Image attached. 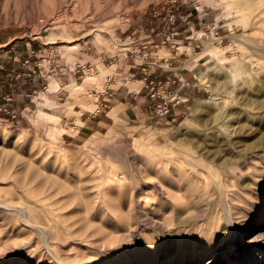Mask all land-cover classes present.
<instances>
[{"label":"rangeland","instance_id":"374dc122","mask_svg":"<svg viewBox=\"0 0 264 264\" xmlns=\"http://www.w3.org/2000/svg\"><path fill=\"white\" fill-rule=\"evenodd\" d=\"M0 264H264V0H0Z\"/></svg>","mask_w":264,"mask_h":264},{"label":"bare ground","instance_id":"6f19581e","mask_svg":"<svg viewBox=\"0 0 264 264\" xmlns=\"http://www.w3.org/2000/svg\"><path fill=\"white\" fill-rule=\"evenodd\" d=\"M231 131H232V130H231ZM233 132H234V131H233ZM231 133H232V132H231ZM18 203H19V204H18L19 206L22 205V202L19 201ZM11 206H12V205H11ZM13 207H15V206H13Z\"/></svg>","mask_w":264,"mask_h":264},{"label":"built area","instance_id":"2783aa9c","mask_svg":"<svg viewBox=\"0 0 264 264\" xmlns=\"http://www.w3.org/2000/svg\"><path fill=\"white\" fill-rule=\"evenodd\" d=\"M222 40H223V38H222Z\"/></svg>","mask_w":264,"mask_h":264}]
</instances>
